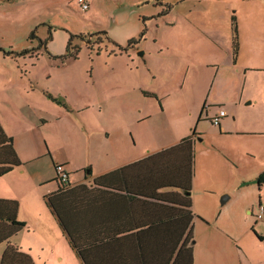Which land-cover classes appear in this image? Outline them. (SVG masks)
<instances>
[{
  "label": "rangeland",
  "instance_id": "1",
  "mask_svg": "<svg viewBox=\"0 0 264 264\" xmlns=\"http://www.w3.org/2000/svg\"><path fill=\"white\" fill-rule=\"evenodd\" d=\"M163 1L89 0L83 11L75 0H0V125L21 161L41 149L29 166L53 178L52 163L63 165L73 181L89 164L108 169L198 134L193 197L198 211H208L201 193L206 180L232 191L230 168L250 178L246 162L262 159L254 136L219 135L209 118L217 112L212 105L225 103L235 127L264 119V0H168L171 11L162 14ZM142 31L137 50L126 52ZM8 51L22 54L4 55ZM20 179L35 184L29 173ZM48 188L55 183L38 189ZM235 207L238 238L249 217L241 204ZM30 208L24 204L19 217H39ZM219 236L194 232L201 264H245L233 247L226 249L229 236ZM41 237L39 244L38 235L23 232L16 240L37 264L44 258L40 245L46 251L55 239L53 233ZM210 244L222 251L216 261L204 258ZM256 245L264 260V244Z\"/></svg>",
  "mask_w": 264,
  "mask_h": 264
},
{
  "label": "trees",
  "instance_id": "2",
  "mask_svg": "<svg viewBox=\"0 0 264 264\" xmlns=\"http://www.w3.org/2000/svg\"><path fill=\"white\" fill-rule=\"evenodd\" d=\"M101 32L107 34L105 31ZM143 35L144 31L139 39H130L128 46L136 44ZM71 40L72 36L68 46ZM233 47L238 48L236 41ZM66 52L69 57L76 58V54L69 53V49ZM21 54L11 51L4 53L14 56ZM52 100L58 102L54 98ZM193 135L194 133L173 146L96 178L94 183L98 188H89L84 184L71 186L69 180L61 182L56 174L57 164L54 165L57 190L45 196L44 202L58 221L81 264H193L194 215L190 199ZM21 165L12 138L5 134L0 125V177ZM150 167L157 168L162 179L154 184L152 190L143 186L133 192L129 182H133L134 176L143 168ZM263 180L264 175L259 176L258 184ZM122 184L131 195L154 201L149 203L144 200L141 205V212L153 214L152 219L143 218L135 224H129L125 230L117 229V224L110 220L94 222L90 219L88 206L103 200V188L119 190V185ZM164 189H178L182 194L161 191ZM18 207L16 200L0 199V244L7 243L0 255V264H34L30 255L9 243V239L25 227V223L17 218ZM123 233L127 234L122 235Z\"/></svg>",
  "mask_w": 264,
  "mask_h": 264
},
{
  "label": "crops",
  "instance_id": "3",
  "mask_svg": "<svg viewBox=\"0 0 264 264\" xmlns=\"http://www.w3.org/2000/svg\"><path fill=\"white\" fill-rule=\"evenodd\" d=\"M158 1L160 2L162 0ZM56 2L60 4V2ZM159 4L163 6L164 9L162 14L169 13L171 11L172 5L168 0H165ZM136 49L128 50L127 52L136 51ZM211 107H216V110L221 107L226 111V116L222 118L220 120V123L217 125L219 135L232 134L234 136H237V134H239L249 137L254 136L255 138H252L254 142L253 149L262 154V159L259 162L252 164L251 162L253 161L246 162L248 163L247 167L245 168L246 172H252L250 178L240 177L237 168H230L232 177L236 176L235 183L230 186L232 191H227L225 189L217 190L213 186V184H210L206 180V182L202 185L203 191H201V193L202 197H205L206 201H208L209 209L208 211H198L196 209V199L193 197V194L195 191L194 186L196 178L194 167V141L199 135H193V137L191 138L193 148V173L190 182L191 211L194 215L192 225L193 234L194 232L197 233V230H200L204 232V235L213 236L216 234V232H218L220 233V238L222 237V234L229 236L231 243L230 245L226 246V249H230L229 246L233 247V250H236V252H239L242 255L245 264H264V260L260 258L259 253L256 251V248H259L256 244H264V219L256 221L252 217L256 215L257 207L259 205H264V180L260 185L257 182L258 177L264 175V119H247L244 123L237 124V127H235L232 122L234 119V114L227 104L221 103L219 105H212ZM204 108L205 107H203V109ZM215 113L216 111H213V114ZM204 117L205 120L208 119L207 113H205ZM241 127L242 129H238ZM259 138L262 139V143H259L257 141ZM180 140L157 150L151 151L148 154L141 155L137 158L116 164L108 169L96 170L92 164H89L84 169L82 168L81 170H79L83 172V175L80 179L76 181H73L72 179L69 180L70 185L74 186L78 184H84L89 188H98V186H96V184L94 183V180L96 178L108 173L115 172L120 168L137 162L155 152L173 146ZM14 150L16 152L15 147ZM39 151V155L33 156L32 158L34 159L27 162H23L21 161L23 159L19 158L22 165L20 167L14 168L9 173L0 177V199L16 200L19 205L17 218L18 220L25 223V227L19 233L12 236L9 239V243L18 248L21 247L22 245L20 244V242H18L17 244L16 240L24 232L25 234L35 233V235H38V242L39 244H41L43 243L41 234L48 236L53 233L55 235V239L54 241L50 242V247L45 251L41 248L40 245V249L38 250V252H41L44 256L41 264H81L80 259L72 250L69 241L62 231L58 221L51 213V211L47 208L44 202L45 196L52 194L57 190V184L54 181V177H43L42 175L44 171H41L40 169H32V166H29L28 164L30 162H34L35 159H38L43 155L41 149H39ZM248 157L252 160H255L256 158V156L253 154L249 155ZM249 163L251 165H249ZM55 164L56 163H52L53 170ZM25 173H29L32 176H35L34 186L30 185L31 182H24L20 179V175H23ZM160 179L162 178H160L157 168H143L137 176H134L133 182H129V187L133 189V192H135L136 189H141V187L143 186L145 187V189L152 190L154 184H158ZM50 181L55 183L54 190L51 188L45 190L38 189L40 186ZM103 189L105 190L103 200L100 203L94 205L89 204L88 206V217L94 222H107L108 220H110L111 222H115L117 224V229L125 230L127 229L126 226H129V224H135L141 221L143 218L146 219L147 217H149L150 219H152L153 214L141 212V205H143V201L145 200L149 203L154 202L151 199H145L144 197L131 195L132 193L127 192L126 189H124L123 184L119 185V190L110 189L109 187H104ZM161 191H175L182 194L178 189H164ZM31 193L37 196L36 199L31 200L28 197ZM222 198L224 199L223 203H221L220 201ZM42 202L44 207L42 205ZM24 204L30 206L31 211L33 212L38 209L39 217H35L33 215H21L19 217L20 213L23 211ZM236 204H241V209L244 211L245 215L249 217V219L244 220V225L247 231L245 232V234H242L238 238L233 234V222H237V209L235 207ZM45 214L50 215L48 216L50 220L45 216ZM155 215L157 216V214ZM214 221H219L218 228L215 226H210ZM31 225L33 226V228H31ZM226 225L230 227H226ZM36 231H38V233ZM124 234L127 233H123L122 235ZM213 240L216 242V240L218 239ZM215 242L213 243V245L215 244ZM2 245H4V247L2 248L0 255L5 249L7 243L0 244V246ZM28 250L32 252L31 248H29ZM200 253L201 250L197 249L194 245L193 264L202 263L203 259L200 258ZM211 255H214L213 258L215 257L214 260L216 261V257H222L223 254L222 251L220 252V250H217V247L212 248V244H210L206 255H204V258H206V256L210 257ZM30 257L32 258L34 264H37L35 263V260L31 255Z\"/></svg>",
  "mask_w": 264,
  "mask_h": 264
},
{
  "label": "built area",
  "instance_id": "4",
  "mask_svg": "<svg viewBox=\"0 0 264 264\" xmlns=\"http://www.w3.org/2000/svg\"><path fill=\"white\" fill-rule=\"evenodd\" d=\"M75 2L83 11H87L90 7L89 0H75ZM225 116H226V111L224 110V108L220 107L218 108L215 115L211 118V123L217 126L220 123V120ZM56 174L61 182L65 183L69 180L68 172L64 169L63 165L57 164ZM255 217L258 221L264 219V205H259L257 207V212Z\"/></svg>",
  "mask_w": 264,
  "mask_h": 264
},
{
  "label": "flooded vegetation",
  "instance_id": "5",
  "mask_svg": "<svg viewBox=\"0 0 264 264\" xmlns=\"http://www.w3.org/2000/svg\"><path fill=\"white\" fill-rule=\"evenodd\" d=\"M140 40H141V39H140ZM140 40H139L136 44H133V45H130V46L127 45V47H125L124 50L127 52L128 50L136 49L137 46H138V44H139V42H140ZM136 50H137V49H136ZM214 115H215V114H214ZM214 115H213V116H214ZM213 116H212V117H213ZM212 117L209 118L210 123H211V118H212ZM211 124H212V123H211ZM212 125H213V124H212Z\"/></svg>",
  "mask_w": 264,
  "mask_h": 264
},
{
  "label": "water",
  "instance_id": "6",
  "mask_svg": "<svg viewBox=\"0 0 264 264\" xmlns=\"http://www.w3.org/2000/svg\"><path fill=\"white\" fill-rule=\"evenodd\" d=\"M32 37H33V36H32ZM141 54H142V53H141ZM220 201H221V203H223V202H224V199L222 198Z\"/></svg>",
  "mask_w": 264,
  "mask_h": 264
}]
</instances>
